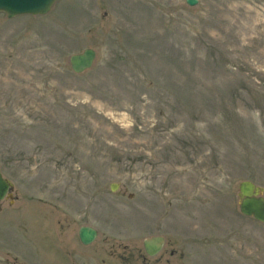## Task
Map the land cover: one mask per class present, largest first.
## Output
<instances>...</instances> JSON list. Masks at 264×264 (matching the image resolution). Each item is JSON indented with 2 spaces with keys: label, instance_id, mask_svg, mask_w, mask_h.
<instances>
[{
  "label": "rangeland",
  "instance_id": "obj_1",
  "mask_svg": "<svg viewBox=\"0 0 264 264\" xmlns=\"http://www.w3.org/2000/svg\"><path fill=\"white\" fill-rule=\"evenodd\" d=\"M0 172V264H264L238 197L264 187V0L0 12Z\"/></svg>",
  "mask_w": 264,
  "mask_h": 264
},
{
  "label": "water",
  "instance_id": "obj_2",
  "mask_svg": "<svg viewBox=\"0 0 264 264\" xmlns=\"http://www.w3.org/2000/svg\"><path fill=\"white\" fill-rule=\"evenodd\" d=\"M55 0H0V12L6 13L8 18L29 14L41 15L48 12ZM189 6L196 5L199 0H184ZM95 58V50L85 48L80 53L69 57L71 69L80 73L91 67ZM13 183L0 172V201L4 197L12 198ZM110 189H116V183H111ZM239 210L246 216H252L264 223V188L250 180H243L238 185ZM97 236V230L88 225H82L78 229V237L83 244L91 243ZM164 238L160 235L143 240L145 252L153 256L157 254L163 245Z\"/></svg>",
  "mask_w": 264,
  "mask_h": 264
}]
</instances>
